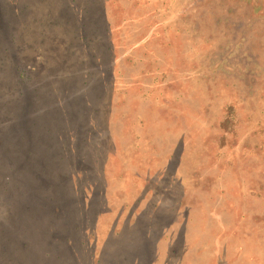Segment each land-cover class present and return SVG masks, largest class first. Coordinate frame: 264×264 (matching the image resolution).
Returning a JSON list of instances; mask_svg holds the SVG:
<instances>
[{"label": "rangeland", "instance_id": "1", "mask_svg": "<svg viewBox=\"0 0 264 264\" xmlns=\"http://www.w3.org/2000/svg\"><path fill=\"white\" fill-rule=\"evenodd\" d=\"M21 115L0 264L83 232L71 264H264V0H0V139Z\"/></svg>", "mask_w": 264, "mask_h": 264}, {"label": "trees", "instance_id": "2", "mask_svg": "<svg viewBox=\"0 0 264 264\" xmlns=\"http://www.w3.org/2000/svg\"><path fill=\"white\" fill-rule=\"evenodd\" d=\"M245 1V0H244ZM29 107V106H28ZM27 107L26 111H25V115L29 116L30 112H29V108ZM22 119V115L20 116V119L17 120L16 125L13 128H10L8 130V132H6V135H10V136H6L3 135L2 138L0 139V147L2 149V145L5 146V144L13 137V144L15 146V144H17V142L19 141L20 138L17 137V134L19 133V124H20V120ZM15 128V130L13 131V129ZM12 144V143H11ZM10 144V145H11ZM9 145V146H10ZM11 157H9L10 160V164H11ZM8 160V159H7ZM14 162V161H13ZM10 170H12L15 174H17V176H20V173L18 172V169L16 168L15 164H12L10 166ZM27 172V171H26ZM10 173V172H8ZM11 174V173H10ZM6 184H7V190H11L9 192V195L12 197V193H15L16 190H19L20 192L24 191V187H23V183L16 181L14 182V178L9 175L6 174ZM10 196H6L7 197V201H11L12 199L10 198ZM36 196V195H35ZM61 202L65 201L64 199L61 198V196L58 198ZM61 202H58L54 205H50L49 203H45L42 205V209L43 210H36L35 211V221H39V223L42 222L43 225L46 226V229L48 228H52L50 222L52 221H60L63 224L66 225V228L68 227L70 230H78V227L74 224L72 225V219L73 217L71 216V208H69L66 205L61 204ZM69 204L71 203V199L69 201H66ZM12 214L14 216H16L18 214V211H13ZM20 219V217L18 218V220ZM16 224V223H15ZM84 234V240L82 241V234L79 235L78 237H73L69 234H66L65 236L62 235H57L54 238V243L58 242L57 246L59 249V254H57L56 252H54V250H52L51 248V241H48V244H44V249L42 252H40V255L38 256V263L40 264H52L54 261H62V258L67 260L69 259L64 258V255H68L70 256V260L68 261V264L74 263L76 261L75 257H77V255L75 254L77 249H76V244H80L82 242L83 246H90V241H89V236L86 235L85 232H83ZM122 234V233H121ZM133 236V235H132ZM54 236H52L51 239H53ZM144 241H150V234H143V235H136L132 237H123L122 236V240L120 241L121 243L117 242L114 246L118 247V253L115 255L116 257H118V264L125 262L127 260L130 259V255L129 253L131 251H133L135 248H139L140 245L143 244ZM53 243V242H52ZM54 243L52 244V246L55 247ZM92 246V245H91ZM97 262L99 264L102 263V258H98ZM115 263V264H117Z\"/></svg>", "mask_w": 264, "mask_h": 264}]
</instances>
